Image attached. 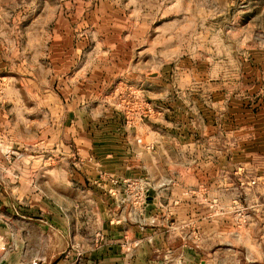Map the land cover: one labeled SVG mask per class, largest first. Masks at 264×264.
Masks as SVG:
<instances>
[{
	"label": "rangeland",
	"instance_id": "1",
	"mask_svg": "<svg viewBox=\"0 0 264 264\" xmlns=\"http://www.w3.org/2000/svg\"><path fill=\"white\" fill-rule=\"evenodd\" d=\"M159 212L156 264H264V0H0V264H100L105 230L152 264Z\"/></svg>",
	"mask_w": 264,
	"mask_h": 264
},
{
	"label": "crops",
	"instance_id": "2",
	"mask_svg": "<svg viewBox=\"0 0 264 264\" xmlns=\"http://www.w3.org/2000/svg\"><path fill=\"white\" fill-rule=\"evenodd\" d=\"M51 103L49 104V107L52 109V114H53V118L55 115H58L57 112L60 108V103L58 102V96L57 94L52 90L51 91ZM69 104V103H67ZM70 109V107H69ZM72 109V107H71ZM65 122H63L62 124L64 125H68L67 130L69 129V133H68V139L69 141H77L80 142V146H81V151H82V155L83 157H88L92 160L93 166L95 168H98V162H94L99 161L100 158L102 159V161L105 158H109L111 160L115 159V164H117V162H119L118 164L121 165L122 160L125 158L126 154H127V150H123V151H116L113 150V148H108L106 150L100 151V150H96L97 148H99V145H97L96 143H99V139H102L103 141H107L109 142V139L106 138H110L108 135L104 134L102 135V137H97L96 135H93L92 133L90 134H86L84 132V129H79V125H77V122L75 119L72 118V113H68L65 116ZM76 129L79 131L77 134L75 133ZM82 130V131H81ZM63 142H65V140H62ZM67 141V139H66ZM92 154V155H90ZM96 158V159H95ZM98 158V159H97ZM101 163V162H100ZM91 165V168H94ZM102 166V163H101ZM120 168V167H119ZM118 168V169H119ZM95 201L98 202L99 204V208H100V213L99 216L101 217V222L103 223H107V219L109 218V214L108 212H104V208L107 206L108 203V199H104V197L100 194L99 196H95ZM164 210V209H163ZM58 211V217H59V213L60 211L57 209ZM165 214V213H164ZM161 212L158 213L157 218L156 219V223H154L153 228L151 229V232L153 234L152 236V240L153 243H151L150 248H149V253L148 256L149 258L152 256L153 258H151L150 263L152 264H156V260L155 257L160 254L163 253L165 254V252L167 251V247H168V234H167V229L165 228V223H161L160 222V216H161ZM164 218V216H163ZM165 219V218H164ZM56 220L53 219V223H52V230H51V234H52V240L55 238L56 240H59V235L61 234V230H60V226H58V221L57 223H54ZM55 224V226H54ZM162 224V225H161ZM122 226V225H121ZM64 229V227H63ZM65 232L62 231V237L65 238L66 237V230L64 229ZM123 231V230H122ZM106 233V240L98 247H96L94 251H90V262H94V261H98L100 264H102V262L104 260H106L107 262L112 263H119V261L116 260V257H112V256H116V253L118 252V250H120L118 248V245L114 244V241H119V238L117 240H114L117 237H123V232L120 231V233L115 232V231H109V230H105ZM132 233V231H131ZM127 237H129V235H127ZM130 238V237H129ZM133 239V237H132ZM131 239V240H132ZM56 248H58V246H56ZM126 248V247H125ZM131 249L135 250V248L131 247ZM124 252V251H123ZM131 252V251H129ZM132 253V252H131ZM130 254V253H129ZM102 255L104 258L102 260V257L99 256ZM105 263V262H104Z\"/></svg>",
	"mask_w": 264,
	"mask_h": 264
}]
</instances>
